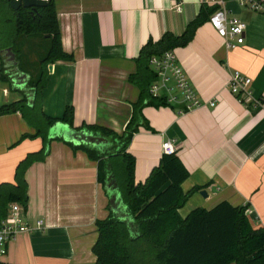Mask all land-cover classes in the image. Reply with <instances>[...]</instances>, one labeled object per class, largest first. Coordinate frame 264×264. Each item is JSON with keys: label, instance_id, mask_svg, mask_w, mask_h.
Segmentation results:
<instances>
[{"label": "crops", "instance_id": "0c3cea01", "mask_svg": "<svg viewBox=\"0 0 264 264\" xmlns=\"http://www.w3.org/2000/svg\"><path fill=\"white\" fill-rule=\"evenodd\" d=\"M53 2L61 47L73 61H56L51 71L47 66L41 111L59 120L71 107V129L98 125L119 135L139 99V88L129 76L136 70L141 47L165 33L181 35L204 5L202 0ZM225 8L229 17L247 25L241 45L228 49L208 19L188 45L173 49L200 99L215 101L214 107L204 104L179 112L176 107L144 106L141 113L147 127L139 126L127 153L135 159V184L142 183L157 166L162 143L171 141L189 172L182 191L202 187L206 192L203 197L199 192L189 197L192 207L209 210L223 201L245 207L257 228L264 226V12L241 6L238 0H225ZM1 67L0 62V106L23 97L8 80H1ZM234 71L251 79V99L241 96L239 102L231 94L227 83ZM35 132L19 112L0 116V183H13L18 162L42 148L41 137L22 140ZM58 133L53 132L43 160L33 162L24 173V218L29 226L41 220L43 227L16 235L1 263L97 264L91 252L96 220L108 216L122 220L124 215L136 231L116 183L106 185L108 170L100 182L97 162L79 148L82 144L66 142ZM96 137L100 140L96 144L83 145L100 153L112 147L110 140ZM178 213L185 218L189 211L181 208Z\"/></svg>", "mask_w": 264, "mask_h": 264}, {"label": "trees", "instance_id": "16d2710c", "mask_svg": "<svg viewBox=\"0 0 264 264\" xmlns=\"http://www.w3.org/2000/svg\"><path fill=\"white\" fill-rule=\"evenodd\" d=\"M3 3L0 14L4 13V32L21 70L29 75L32 98L23 96L1 105L0 116L19 112L36 130L35 135L26 134L22 140L41 137L44 144L39 151L26 154L18 162L13 183H0V222L10 203L26 208L24 173L33 162L46 156L48 130L57 122L72 128L73 119L71 107L64 110L59 120L44 115L40 107V91L45 85L47 66L56 61H73V56L61 47L53 0H47L43 7H21L17 12L10 9L5 0ZM216 9V6L202 5L181 35L165 33L158 41L149 40L141 47L135 59L136 70L129 76V81L139 88V99L133 105L132 116L122 134L98 125L73 128L112 142V147L103 153L84 145L79 148L90 160L97 162L100 182H104L106 170L113 175L121 202L136 230L134 232L125 221L112 216L96 220L97 238L91 252L97 264H264V226L253 227L245 207H234L223 201L209 210L195 208L181 218L178 211L202 187H193L186 193L182 191L181 185L189 172L176 153L162 154L146 180L138 184L134 181L135 159L127 153L139 126L147 127L141 109L150 105L167 106L163 99L149 94V86L155 79L149 60L165 51L188 45L197 28L208 21ZM33 54L35 60H32ZM1 80L7 82V76L1 75Z\"/></svg>", "mask_w": 264, "mask_h": 264}, {"label": "built area", "instance_id": "2783aa9c", "mask_svg": "<svg viewBox=\"0 0 264 264\" xmlns=\"http://www.w3.org/2000/svg\"><path fill=\"white\" fill-rule=\"evenodd\" d=\"M241 6L248 5L251 9L264 12V0H238ZM208 7L216 6L217 9L210 15L209 24L217 34L225 40L228 49H234L244 42V33L247 25L236 17H229L225 8V0H202ZM176 9L179 10L178 5ZM155 79L149 86V94L154 98H161L167 106L176 107L179 112H188L198 109L204 104L214 107L215 101L203 102L194 87L190 83L182 67L177 61L174 50H168L159 56L149 60ZM228 88L239 102H243L241 96L251 99L249 86L251 79L238 71H234L228 78ZM252 101V100H251ZM253 104H260L253 101ZM175 147L171 141L163 142L162 154L175 153ZM43 227L41 220L29 226L24 218V210L18 203H10L8 211L0 222V257L6 254L7 244L18 234L38 231Z\"/></svg>", "mask_w": 264, "mask_h": 264}, {"label": "flooded vegetation", "instance_id": "af4514ba", "mask_svg": "<svg viewBox=\"0 0 264 264\" xmlns=\"http://www.w3.org/2000/svg\"><path fill=\"white\" fill-rule=\"evenodd\" d=\"M2 1L4 2V0H0V6L2 5L4 6V3ZM20 8L21 7H19L18 10H20ZM18 10H16L15 12H17ZM2 20H4V13L0 14V62L2 64L1 75L5 74L7 76V80L10 86L11 87L14 86L18 88L22 92L23 96H26L29 100H31L32 88L29 87V80H30L29 75L26 76L27 74L21 70L17 56L14 50L12 49V47L8 44V40H7L8 37H7V33L4 32L5 28ZM108 175L110 176V178L107 180L106 185H109L111 187V184L112 183L115 184L116 181L110 172Z\"/></svg>", "mask_w": 264, "mask_h": 264}, {"label": "water", "instance_id": "95a60500", "mask_svg": "<svg viewBox=\"0 0 264 264\" xmlns=\"http://www.w3.org/2000/svg\"><path fill=\"white\" fill-rule=\"evenodd\" d=\"M8 2L10 9L16 11L19 9V7L22 8H37V7H43L46 5L47 0H5ZM48 70H52V66H48ZM28 76V75H26ZM57 130L58 136L60 135L62 139L66 142H71L75 145L80 144H96V142L100 141L98 137L95 135L88 133L85 130L76 131L74 129L69 128L68 125L62 124L60 122H57L54 126H52L49 130L48 140L50 141L51 138H54L53 132ZM110 149V148H109ZM110 187L109 185H107ZM116 188V186H114ZM202 196H206V192L204 190L199 191ZM122 220H125L127 224H129L130 220L127 216H120Z\"/></svg>", "mask_w": 264, "mask_h": 264}, {"label": "rangeland", "instance_id": "374dc122", "mask_svg": "<svg viewBox=\"0 0 264 264\" xmlns=\"http://www.w3.org/2000/svg\"><path fill=\"white\" fill-rule=\"evenodd\" d=\"M33 41L34 42H37L36 40H33ZM32 60H35V55L34 54H33ZM198 194L201 195L200 192ZM190 199L191 198H188V200L186 201L185 205L182 207L183 208V211L184 210H188L190 212L191 210H193V209L196 208V207H192V202H191L192 200H190Z\"/></svg>", "mask_w": 264, "mask_h": 264}]
</instances>
